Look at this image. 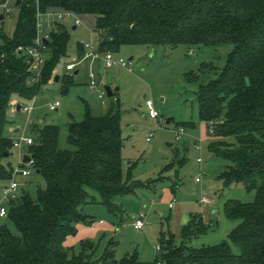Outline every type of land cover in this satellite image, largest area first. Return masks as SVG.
<instances>
[{
  "label": "trees",
  "instance_id": "obj_1",
  "mask_svg": "<svg viewBox=\"0 0 264 264\" xmlns=\"http://www.w3.org/2000/svg\"><path fill=\"white\" fill-rule=\"evenodd\" d=\"M37 4L20 0L16 30L11 37L2 35L0 43V180L6 182L14 169L8 159L14 140L4 132L10 102L14 95L32 99L68 53V25L57 21L45 43L41 79L33 81L18 47L34 43ZM39 5L44 12L94 14L102 52L116 53L127 44H233L218 77L200 85V116L208 125L213 123L216 139L209 150L227 161L219 174L223 185L243 184L256 190L257 197L254 202L226 205L228 216L240 220L229 234L240 254L227 241L189 245L193 235L207 229L199 217L182 228V243L162 232L160 254L153 261L137 253L118 258L111 243L97 256L98 244L90 240L71 254L66 238L76 233L79 221L91 222L84 212L86 204L98 202L119 214L116 197L153 181L135 179L131 167L124 174L121 105L115 93L103 113L95 114L86 105L84 118L69 122L68 141L74 149L59 146V125L32 124L37 136H31L27 155L46 186H39L35 195L22 189L8 202L6 216L17 232L0 223V264H264V0H39ZM84 52L79 42V56ZM73 83L74 75L67 74L64 89Z\"/></svg>",
  "mask_w": 264,
  "mask_h": 264
},
{
  "label": "rangeland",
  "instance_id": "obj_2",
  "mask_svg": "<svg viewBox=\"0 0 264 264\" xmlns=\"http://www.w3.org/2000/svg\"><path fill=\"white\" fill-rule=\"evenodd\" d=\"M9 5L10 12L4 13L0 8L5 16L0 20V43L2 35L13 36L19 19L20 8L16 0H11ZM79 17L82 23L77 28H73V19L65 20L70 31L68 53L57 64L51 80L41 84L32 99L13 96L8 110L9 123L4 132L14 141L23 135L37 136L31 129L32 124H56L60 126L59 146L74 149L68 141L69 122L81 121L86 105L91 106L95 114H101L112 101L106 94L103 102L99 89L90 87V59H81L84 53L81 56L78 53L79 42L99 44L96 17L94 14ZM233 47L230 43L173 47L127 44L116 55L131 62V69L119 65L105 68L101 61H95L93 68L99 87H119L115 93L121 105L124 174L127 175L131 167L135 179L153 181L136 188L134 193L116 197L115 201L122 209L119 214H113L98 202L86 204L84 212L91 222L79 221L76 233L66 238L65 244L71 254L80 251L81 242L90 240L98 244L97 256L111 243L118 258L137 253L142 260L153 261L160 254L157 246L161 233H172L177 242L182 243V228L195 217L202 218L207 229L193 235L187 241L189 245L227 241L234 253H241L240 247L229 236L240 220L228 216L226 205L232 201L254 202L257 191L249 190L243 184L223 185L219 174L227 161L209 150L216 135L201 119L198 100L201 83L218 77ZM69 61L77 63L79 73H75L76 69L67 71ZM67 74L74 75V83L65 90L63 84ZM196 74H199L198 79L194 78ZM147 99L153 101L160 118L148 115ZM55 101L61 104L53 110L50 104ZM16 103L23 109H18ZM29 106L31 110L24 109ZM15 127L20 131L15 132ZM180 127L184 130L177 138ZM27 148V144L12 147L8 159L15 169L20 168L21 157L27 153ZM26 167L31 173L27 176L17 173L15 179L21 188L35 195L38 187H45L46 182L31 165ZM197 176L201 181L196 180ZM5 183L0 180V192ZM89 191L100 198L97 192ZM203 194L213 198L208 204L211 206L198 205ZM174 201L181 206L180 210L176 211ZM4 205L8 207L7 202ZM140 213L147 215V224L141 230L133 226ZM0 223H7L14 233L17 232L8 216H0Z\"/></svg>",
  "mask_w": 264,
  "mask_h": 264
},
{
  "label": "built area",
  "instance_id": "obj_3",
  "mask_svg": "<svg viewBox=\"0 0 264 264\" xmlns=\"http://www.w3.org/2000/svg\"><path fill=\"white\" fill-rule=\"evenodd\" d=\"M11 0H5L0 3V8L4 9V13L11 11V6L9 5ZM37 36L34 40V43L29 47L19 46L18 50L23 51L25 54V61L28 64L29 71L32 72L33 81H39L41 79L43 67L45 64V42L44 38H49L50 31L54 30L57 21H65L73 19V24L75 26L81 25V19L79 15L75 14L72 11L58 9V10H49L42 11L40 9L39 0H37ZM0 14H3L0 12ZM4 15V14H3ZM53 17V18H50ZM85 52L81 59H90L91 68L88 72L90 82L89 85L91 88H98L99 97L105 102V95L107 94L106 89H101L99 87L97 81V73L94 71V63L95 61H101L105 68L113 67L115 65L128 67L131 69V62L126 60L123 57L117 56L116 53L112 51L102 52L99 48V44L94 43L92 41H84L83 43ZM77 67V63L74 61H70L66 64L67 71L73 72ZM60 101H55L50 104V108L55 110L58 109L60 105ZM146 107L148 109V115L151 118H160L159 111L156 109L152 100H146ZM31 106L25 107L24 109L31 110ZM211 131H214L213 123L209 125ZM183 127H180V131L177 134V138L180 137L181 132L183 131ZM150 139V137H148ZM33 143V138L31 136H21L18 140L14 141V146L21 147L23 144H31ZM198 160H201L200 158ZM34 160L30 157V160L24 162V156L21 157L20 168H14L13 174L10 180H8L5 184H3L1 188V199H0V216L7 215V207L4 205V202H9L11 200L17 199L21 195V185L15 179V175L17 173H21L26 176L31 173V170L28 169L27 165H33ZM24 165V166H22ZM22 167V168H21ZM197 181H201V177L198 176L196 178ZM210 202V198L204 194L200 200L202 205H205ZM147 215L145 213H140V215L133 221V226L136 229H143L147 224ZM160 246H157L159 250ZM156 264H162L161 261L156 262Z\"/></svg>",
  "mask_w": 264,
  "mask_h": 264
},
{
  "label": "water",
  "instance_id": "obj_4",
  "mask_svg": "<svg viewBox=\"0 0 264 264\" xmlns=\"http://www.w3.org/2000/svg\"><path fill=\"white\" fill-rule=\"evenodd\" d=\"M16 4L19 5L20 4V0H17L16 1ZM3 17H4V15L3 14H0V20H2ZM74 28H76V27H74ZM47 41H48V39L47 38H44V42L47 43ZM130 59H132V57H130ZM55 79L56 80H59V76L57 75ZM105 89H106L107 95L109 97H112V96H114L115 91L119 89V87H116V89H113L110 85H106L105 86ZM20 108H21V105L19 104L18 105V109H20ZM170 120L171 119H168V121H170ZM28 160H30V157L27 154L24 155V162H26Z\"/></svg>",
  "mask_w": 264,
  "mask_h": 264
},
{
  "label": "crops",
  "instance_id": "obj_5",
  "mask_svg": "<svg viewBox=\"0 0 264 264\" xmlns=\"http://www.w3.org/2000/svg\"><path fill=\"white\" fill-rule=\"evenodd\" d=\"M57 10H58V9H57ZM50 18H53V17H50ZM61 22H65V21H61ZM74 27L77 28L78 26L73 25V28H74ZM81 57H82V56H81ZM69 62H70V61H69ZM75 73H79V69H77V67H76V71H75ZM18 105H19V103H16L17 108H18ZM20 109H23V107L21 106ZM14 131H15V132H19V131H20V128H19V127H15V128H14ZM187 148H188V146H187ZM26 154H27V153H26ZM26 154H24V155H26ZM24 155H23V156H24ZM197 177H198V176H197ZM139 180H141V179H139ZM209 184H211V182H209ZM22 189H23V188H22ZM203 195H204V194H203ZM203 195H202V196H203ZM206 195H207V194H206ZM207 196H208V195H207ZM208 197L210 198V202H209V203H207V204H205V205H202V204L200 203V201H199L198 205H199L200 207H203V208H206V207H208V206H211V205H208V204H211V203H212L213 198H212L211 196H208ZM201 198H202V197H201ZM200 200H201V199H200ZM174 204L176 205L177 203H175V201H174ZM175 205H174V206H175ZM180 207H181V206H179V204L176 205V208H177L176 211H177V210H180ZM134 228H135V227H134ZM140 230H141V229H140Z\"/></svg>",
  "mask_w": 264,
  "mask_h": 264
}]
</instances>
